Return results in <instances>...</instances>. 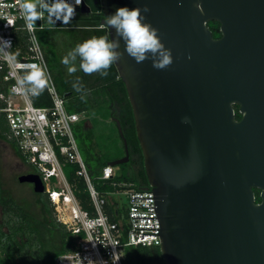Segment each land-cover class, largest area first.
Here are the masks:
<instances>
[{"label":"water","instance_id":"obj_1","mask_svg":"<svg viewBox=\"0 0 264 264\" xmlns=\"http://www.w3.org/2000/svg\"><path fill=\"white\" fill-rule=\"evenodd\" d=\"M99 3L110 39L116 34L106 17L148 7L142 15L172 52V65L158 70L151 59L138 64L128 56L121 39L124 55L114 64L155 196L164 264H264V0ZM79 10L90 13L85 2ZM17 180L44 190L35 172Z\"/></svg>","mask_w":264,"mask_h":264},{"label":"built area","instance_id":"obj_2","mask_svg":"<svg viewBox=\"0 0 264 264\" xmlns=\"http://www.w3.org/2000/svg\"><path fill=\"white\" fill-rule=\"evenodd\" d=\"M68 2L74 4V0ZM81 5L76 6L71 22L82 15ZM38 22L39 25L30 30L17 0H0V37L11 40L10 51H19L17 62L21 65L11 64L0 54V79L5 84V89L0 91V112L8 126L6 135L14 141L25 162L35 167L43 183L42 193L53 207L55 220L65 227L72 239L70 249L58 253L53 264H124L126 247L160 244L161 226L154 193L150 189H135L131 182L117 180L114 166L108 164L97 176L107 188L99 190L95 186L72 131L81 116L67 111L64 97L58 93L52 78L46 88L50 105L36 106L31 95L12 92L17 80L28 71L24 65L47 67L35 30L46 24L52 28L69 26L61 25L60 21L49 24L47 13ZM19 36H23V45L17 42ZM67 163L77 166L74 175L85 183L90 209L83 207L76 197V182H70L64 175L62 167ZM118 194L126 199L123 216L119 214V202L108 201ZM107 205L114 211L115 219L106 210Z\"/></svg>","mask_w":264,"mask_h":264},{"label":"trees","instance_id":"obj_3","mask_svg":"<svg viewBox=\"0 0 264 264\" xmlns=\"http://www.w3.org/2000/svg\"><path fill=\"white\" fill-rule=\"evenodd\" d=\"M89 7L90 13L80 15L69 26H61L66 30L80 31L77 45L93 36L108 35L107 28L101 24L103 15L99 0H83ZM64 25V24H61ZM212 32L213 37L220 36L219 23L209 22L207 24ZM57 28V27H55ZM19 44H24L23 36L17 39ZM77 58V75L81 76L80 82L84 87V92L67 90L65 96H70L72 93L85 94L94 92L97 98L108 99L110 118L116 109L118 120L126 139L127 145L137 144V138L133 126V115L130 103L127 99L124 83L118 76L114 65L108 70V75L101 76L99 73L86 75L79 69L80 60ZM5 89V84L0 79V91ZM33 104L36 106H47L51 104L50 97L46 91L38 97L32 96ZM65 101V98H64ZM1 107V103H0ZM87 107V103H80L74 107L66 108L69 112L83 111ZM235 109V118L239 119L241 114L238 111V105ZM115 123V122H114ZM116 126V123H115ZM117 127V126H116ZM8 126L4 114L0 112V139L6 141L14 154L25 163V159L19 152L13 140L6 135ZM119 134V132H118ZM120 137V135H119ZM121 144L123 141L120 137ZM79 146V145H78ZM112 158L100 156L95 164L86 163L87 171L95 186L101 190L107 188L104 184L100 185V180L97 176L101 168L107 164ZM75 175L68 170L67 178L70 182L75 181ZM117 180L131 182L135 189H144L141 186L148 188L146 175L143 171V180L139 185L136 184V179L125 173H120L116 176ZM102 186V187H101ZM78 190H75V195L79 199L83 207L90 209L89 195L86 191L85 183L80 178L76 183ZM256 201H259V190H255ZM32 203H27L25 200L17 199L13 194L4 187L0 179V264H53L54 257L61 252L67 251L72 245V239L69 236L65 227L58 223L53 216V207L44 193L34 192ZM34 206V207H33ZM106 210L111 214V218L115 219L113 210L110 205L106 206ZM124 264H164L158 246H128L125 249Z\"/></svg>","mask_w":264,"mask_h":264},{"label":"clouds","instance_id":"obj_4","mask_svg":"<svg viewBox=\"0 0 264 264\" xmlns=\"http://www.w3.org/2000/svg\"><path fill=\"white\" fill-rule=\"evenodd\" d=\"M17 2L20 5L21 15L26 20L28 28L32 30L36 21L43 19L45 13L49 24L55 25L57 21L64 25L70 24L76 15V6L81 5L83 0H74V4L69 3L68 0H17ZM149 11L148 7L143 9L122 7L117 9L115 14L106 17V24L115 30L116 38L110 39L107 35L93 36L78 44L62 60L67 66L68 73L71 75L77 71L75 62L79 57V69L86 75L99 73L106 77L108 70L122 59L124 52L138 64L151 59L153 67L158 70L171 66L173 63L171 50L162 42L159 29L147 23V17L142 15ZM121 39L125 45L124 52L118 50ZM10 49L11 40L0 37V54L11 64L20 67L17 62L19 51L12 53ZM23 67L28 71L17 80L12 92L26 96H40L49 87L51 81V74L46 65L30 64ZM73 88L77 92L85 91L79 78L73 83ZM81 99H84V95Z\"/></svg>","mask_w":264,"mask_h":264},{"label":"rangeland","instance_id":"obj_5","mask_svg":"<svg viewBox=\"0 0 264 264\" xmlns=\"http://www.w3.org/2000/svg\"><path fill=\"white\" fill-rule=\"evenodd\" d=\"M39 25L36 21L35 26ZM36 37L41 46L45 62L47 64L51 78L56 86L58 93L64 97V93L69 89L73 90V83L81 79V76L69 74L67 66L62 63L63 58L77 46V40L80 35L78 30H66L62 27L52 28L48 24L42 29L35 30ZM79 62V60H78ZM77 61L75 62V65ZM72 93L65 96V107H74L80 103H87V107L79 113L80 120L72 126V131L79 145L80 154L86 163L95 164L100 156L115 158L123 154V146L118 134L115 123L108 117L109 102L105 98H97L94 92L83 94ZM87 123V124H86ZM76 165L67 163L62 167L63 173L67 178L68 170L74 174ZM120 166H114V175L120 174ZM26 172H36L35 167L25 164L14 154L10 145L0 139V179L5 188H7L14 197L32 203L34 191L32 184L28 182H19L17 177ZM68 179V178H67ZM75 177L74 182L79 181ZM103 186V182H100ZM134 185V184H133ZM101 186V187H102ZM106 186V185H105ZM107 187V186H106ZM109 203L114 199L119 202V214L123 216L126 207V199L123 194L113 195ZM34 207V206H33Z\"/></svg>","mask_w":264,"mask_h":264},{"label":"flooded vegetation","instance_id":"obj_6","mask_svg":"<svg viewBox=\"0 0 264 264\" xmlns=\"http://www.w3.org/2000/svg\"><path fill=\"white\" fill-rule=\"evenodd\" d=\"M212 22H214V21H212ZM218 37L219 36H217L215 38H218ZM236 106H237V104H234L233 108H235ZM118 110L119 109H116L113 112V114L111 115L110 119L112 121H113L114 117L118 118V116H117V111ZM234 111H235V109H234ZM133 126H134V122H133ZM134 131H135V128H134ZM126 154H128V158H129L128 161L125 162V163L118 164L120 166V170H121L120 173L123 172V173L129 175L130 177L137 178L135 183L139 185L140 182H142V183L144 182V180H143V171L145 173V170H144V165H143V156H142V152H141L138 140H137V144L133 143V144H131L129 146L127 145L126 149H125V147H123V154L121 156L115 157L113 159L122 158ZM141 187L144 188V189H147L146 186H141ZM255 190H258V189L257 188L253 189L254 194H255V201H256ZM259 201H260V199H259ZM259 201H256V202H259Z\"/></svg>","mask_w":264,"mask_h":264}]
</instances>
